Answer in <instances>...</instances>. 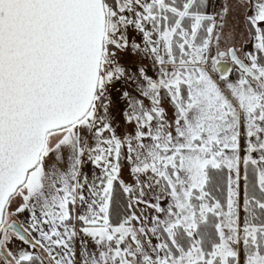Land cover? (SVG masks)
<instances>
[{
    "label": "snow or ice",
    "instance_id": "1",
    "mask_svg": "<svg viewBox=\"0 0 264 264\" xmlns=\"http://www.w3.org/2000/svg\"><path fill=\"white\" fill-rule=\"evenodd\" d=\"M0 264H264V0H0Z\"/></svg>",
    "mask_w": 264,
    "mask_h": 264
}]
</instances>
